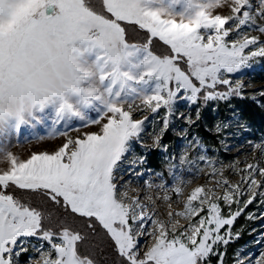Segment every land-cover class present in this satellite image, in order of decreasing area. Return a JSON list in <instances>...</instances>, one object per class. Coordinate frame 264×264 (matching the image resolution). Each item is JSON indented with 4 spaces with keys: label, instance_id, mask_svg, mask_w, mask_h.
Here are the masks:
<instances>
[{
    "label": "snow or ice",
    "instance_id": "6c2138e0",
    "mask_svg": "<svg viewBox=\"0 0 264 264\" xmlns=\"http://www.w3.org/2000/svg\"><path fill=\"white\" fill-rule=\"evenodd\" d=\"M187 2L197 11L180 20L153 9V0H100L98 6L91 0H0V126L15 120L18 138L27 122L26 114L42 112L49 104L57 105L58 114L69 111L78 115L68 102L69 94L81 96L89 107L93 100L103 105L95 116L80 118L73 128L79 133L75 137L69 134L68 126L64 130L53 128L48 138L62 137L63 143L51 151H33L26 158L6 151L8 167L0 168V264H21L22 256H27L24 264H97L86 243L88 230L97 226L108 237L121 264H213V257L215 264H226L227 246L242 235V231H233L235 222L253 202L264 203V167L259 161L239 173L229 170L242 176L240 184L222 181L229 194L209 198L206 185L201 184L188 193L182 210H170L166 217L155 199L151 202L153 211H148L149 205L140 195L121 198L120 189L127 182L120 183V175H144L135 168L125 170L135 145L165 150L161 141L173 117L184 119L191 127L209 103L218 106L234 97L256 98L245 96L244 82L233 76L253 61L264 59V24L257 22V18L264 19V0L255 4L253 0H228L214 9L216 0H205L207 7L201 0ZM251 24H255L254 29ZM246 27L260 36H249L237 44ZM136 32H143L144 39L134 40L132 34ZM156 44L166 51L157 52ZM140 52L144 53L140 61L144 71L138 81H156L140 104L130 107L120 102V93L113 97L111 87L105 99L80 86L89 75L81 63L85 53H95L102 81L111 75L115 82L129 78L120 72V66ZM108 66L113 69L111 73L104 72ZM260 95L264 96V89ZM181 100L197 107L196 120L191 113H177ZM147 111L153 117L164 113L151 145L142 143L149 119L143 113ZM235 125L248 130L237 112L214 125L224 150L228 148L225 129ZM92 126L99 131H81ZM180 139L196 146L203 164L217 168L223 163L209 154L202 138L188 140L185 130ZM250 143L253 149L259 144L256 150L264 155V137ZM145 159L133 163L139 166ZM176 167L170 163L169 172ZM217 174L196 172L197 177L205 175L207 181ZM258 175L262 177L259 184ZM253 185L255 194L250 192ZM172 192L177 199L184 195L174 184ZM33 196L62 204L80 225L65 220L56 225L53 214L43 210L44 201L33 204ZM175 216L188 223L173 230ZM248 218L255 216L249 214ZM154 236L157 242L141 250V243ZM142 237L146 239L142 241ZM256 242L260 245L258 256L245 249L234 254L233 264H264V231Z\"/></svg>",
    "mask_w": 264,
    "mask_h": 264
},
{
    "label": "rangeland",
    "instance_id": "374dc122",
    "mask_svg": "<svg viewBox=\"0 0 264 264\" xmlns=\"http://www.w3.org/2000/svg\"><path fill=\"white\" fill-rule=\"evenodd\" d=\"M100 1V0H92ZM205 2V0H201ZM256 0H253L255 4ZM228 0H216L212 4V8L218 7L220 4H227ZM151 7L156 10H162L169 18H175L180 20H186L193 16L197 11L196 8L191 7L187 0H153ZM205 7L207 3L205 2ZM227 11V9H225ZM257 22L264 24V19L257 18ZM235 27H239L236 25ZM251 28H255V24H251ZM249 36H260V33L255 30H250L248 27L241 30V36L236 40L237 44L243 43V41ZM159 51L165 52L166 49H158ZM144 53L140 52L136 56H132L128 62L123 63L120 66V72L127 73L129 78L115 80L110 75L108 79L101 80L102 75L100 68L95 64V53L87 54L85 53L82 57L81 63L83 67L88 71L89 75L82 81L81 87L85 89H92L94 92L104 95L107 99L106 90L111 87L113 97L117 92L120 93L119 101L129 105L140 104L146 97L143 96L144 93H151L155 86L156 81L153 79L148 83L139 82L138 77L141 72L144 71L143 65L140 61L143 59ZM263 59L255 60L252 62L251 66L244 68L238 74L233 76V79H240L244 82L245 96H255L258 99L261 98L260 91L264 89V80L260 79V68L261 61ZM113 71L111 66L104 69V72L111 73ZM68 102L73 105V111L78 113V115H73L72 112L66 111L63 113H57V105L49 104L42 112L35 110L32 114H26V124L21 127L19 132V137H15V120H11L8 123L0 126V138H3V143L0 144V168L8 167L6 151L10 150L13 153L18 154L21 157H27L33 151L42 150H53L57 146L63 143L62 137L48 138V133L53 129L64 130L65 126H68L69 134L73 137L79 133L73 131V128L77 127L80 122V118H89L95 116L96 109H102L103 105L100 100H93L91 102V107L84 103V100L79 95H68ZM191 106L185 101L181 100L177 105V113L183 112L185 114L191 113ZM227 108H231L228 106ZM134 110V109H133ZM225 118L219 121H224L230 118L233 113L229 112ZM147 116L148 122L146 125V132L143 134L142 143L144 145H151L153 143L152 136L161 127V117L164 115L163 111L158 113L155 117L151 111L143 113ZM136 118H142L137 115ZM193 119V117H192ZM173 124L169 128V135L175 138L174 142L165 143L162 139L161 145L165 150L156 149L161 158V168L154 169L147 167L146 163L137 166L133 163L138 158H142V154L137 150V146H134V154L130 153L127 157L128 163L125 165V170L128 168H135L137 172H144V175L129 176L127 174L120 175V183L127 182L125 187L121 188V198L124 196L132 197L134 195H140L145 204L149 205L148 211H153L151 207V200L155 201L159 198V195L166 193L170 197L169 200H159L156 204L159 208L160 213L163 216H167L168 211H177L184 208L183 201L187 198L188 193L201 184H205L207 188V195L209 198H219L221 195L229 194V190L224 187L222 181L230 180L233 185L240 184L242 180L241 175L234 174L229 171L230 169H235L237 173L259 161L261 166L264 167V155H260L259 148L257 144L256 149L250 142L260 141L264 135L258 134L253 131L249 126L248 130L245 131L240 125H235L233 127H228L225 129V138L227 142V150L221 148L217 141V137L214 134L215 129L213 128L212 136L209 138L201 137L194 125L187 127L185 125L184 119H179L173 117ZM218 121V122H219ZM185 130L187 132L188 140L195 139L197 137L202 138L204 143L208 148L210 155H214L215 158L223 161L217 168H213L209 165L203 164L199 157L202 155L198 150H194L196 147L189 141L181 140L180 137L185 135ZM81 131H99L96 126L81 129ZM239 131V135H234ZM44 136L45 139L39 140L37 137ZM164 138V136H163ZM146 149V148H142ZM181 156L184 157L183 165L180 164ZM171 157V161L169 160ZM236 158L235 163L233 159ZM175 163L177 167L173 172H169V164ZM201 170L203 173L217 172L218 174L213 176L211 181H207L205 175L196 176L197 170ZM160 173V175H157ZM173 178H175L173 180ZM261 176H256V182L259 184ZM151 184V187L148 184ZM175 185L176 188L183 192V196L178 200L172 198V186ZM157 185H164L163 188L156 187ZM167 187V188H166ZM241 187L243 185L241 184ZM167 189V191H165ZM160 190V191H159ZM157 191V192H156ZM257 191L256 185H253L250 189L251 194H255ZM152 195V196H151ZM150 199V200H149ZM174 201V202H173ZM259 201V197L257 198ZM124 203L130 204V200H124ZM207 203V200H205ZM253 214L254 219H249L248 215ZM188 223L187 220L180 216H175L172 218L171 227L173 230L181 227L183 224ZM264 203L253 202L252 205L245 209L244 213L237 219L233 227V231H242V235L234 243H230L227 246L225 256L226 264H233V256L237 252H243L245 249L253 254V257L260 254V245H257V237L261 231H264ZM146 239L142 237V241ZM157 242V237L154 236L152 240H148L147 243H141V250L146 247L151 246ZM32 243H37L33 240ZM31 251V249H30ZM38 258V257H34ZM27 260V256L21 257V264ZM213 262L215 258L213 257Z\"/></svg>",
    "mask_w": 264,
    "mask_h": 264
},
{
    "label": "trees",
    "instance_id": "16d2710c",
    "mask_svg": "<svg viewBox=\"0 0 264 264\" xmlns=\"http://www.w3.org/2000/svg\"><path fill=\"white\" fill-rule=\"evenodd\" d=\"M92 2V0H91ZM100 1H93V4L98 6ZM134 40H143L144 33L136 32L132 34ZM155 50L161 52L158 49H164L160 44H156ZM261 73L260 79L264 80V59L261 61ZM230 106L231 108H227ZM218 108V110H217ZM193 120H196L197 107L195 105L191 106ZM229 112H237L241 114V119L247 122V125L256 133L264 135V96L258 99L252 98H232L227 103H219L218 106L212 103L201 111L200 119L193 124L196 128L197 133L203 138H209L212 136V131L215 123H217L222 118H225ZM169 130L164 135V142L171 143L174 142L175 138L169 135ZM137 150L142 157H146L144 162L147 167L160 169L161 168V158L156 149H142L137 146ZM33 204L39 205L41 201L43 203V210L53 214V220L58 225L60 220H65L73 226H79L80 221L75 219L70 213L69 209H66L62 204L57 205L51 201H47L45 197L33 196L30 197ZM87 250L90 251L97 264H121V259L117 253H115L111 247V242L104 233V231L97 226L94 229L88 230V241ZM215 264V262H213Z\"/></svg>",
    "mask_w": 264,
    "mask_h": 264
},
{
    "label": "bare ground",
    "instance_id": "6f19581e",
    "mask_svg": "<svg viewBox=\"0 0 264 264\" xmlns=\"http://www.w3.org/2000/svg\"><path fill=\"white\" fill-rule=\"evenodd\" d=\"M167 188V187H166ZM160 191V190H159ZM157 192V191H156ZM167 195L166 193H163L162 195H159V198L157 202H159V200H162L164 198V196ZM152 196V195H151ZM172 198H175V200H178L177 197L174 195V193L172 194ZM150 200V199H149ZM164 200V199H163ZM152 201V200H151ZM174 202V201H173ZM264 226V225H263ZM260 248V247H259Z\"/></svg>",
    "mask_w": 264,
    "mask_h": 264
},
{
    "label": "water",
    "instance_id": "95a60500",
    "mask_svg": "<svg viewBox=\"0 0 264 264\" xmlns=\"http://www.w3.org/2000/svg\"><path fill=\"white\" fill-rule=\"evenodd\" d=\"M49 14H51V10H49Z\"/></svg>",
    "mask_w": 264,
    "mask_h": 264
}]
</instances>
